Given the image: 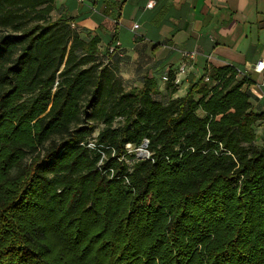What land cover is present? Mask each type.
Masks as SVG:
<instances>
[{
	"label": "trees",
	"instance_id": "1",
	"mask_svg": "<svg viewBox=\"0 0 264 264\" xmlns=\"http://www.w3.org/2000/svg\"><path fill=\"white\" fill-rule=\"evenodd\" d=\"M55 1L0 0V264H264L252 78L127 88Z\"/></svg>",
	"mask_w": 264,
	"mask_h": 264
},
{
	"label": "crops",
	"instance_id": "2",
	"mask_svg": "<svg viewBox=\"0 0 264 264\" xmlns=\"http://www.w3.org/2000/svg\"><path fill=\"white\" fill-rule=\"evenodd\" d=\"M55 6L54 18L101 38L127 88L152 77L162 92L163 76L173 71L179 95L206 71L234 65L264 90V71L254 69L264 58V0H56ZM183 64L185 71L176 74ZM251 101L255 111L264 109V98Z\"/></svg>",
	"mask_w": 264,
	"mask_h": 264
},
{
	"label": "built area",
	"instance_id": "3",
	"mask_svg": "<svg viewBox=\"0 0 264 264\" xmlns=\"http://www.w3.org/2000/svg\"><path fill=\"white\" fill-rule=\"evenodd\" d=\"M149 5H151V2H149ZM114 49L115 48H113L111 50L113 51ZM180 51L186 57H194L197 54V51H188V50H180ZM232 66H234V65H232ZM185 67H186L185 64L181 65V67L179 68V71H177L176 74H180V73L184 72L185 71ZM235 68H236L238 74L242 75V77L251 78L250 74H248L246 71H243V70L239 69L236 66H235ZM254 69L256 71H258V72L264 71V58L257 61ZM163 79L165 81H168V82L170 80L168 75L163 76ZM178 80H179L178 77L175 76V79L173 80V82L174 83H177ZM206 80L209 81V77L208 76L206 77ZM249 89H250V92L252 93V96L253 97H256L258 99L264 98V90L262 89V86H261L260 83H257V82H254L253 81V83L249 86ZM146 146H147V142H145V144L143 145V147L146 148ZM127 147L128 148H131V144H127Z\"/></svg>",
	"mask_w": 264,
	"mask_h": 264
},
{
	"label": "rangeland",
	"instance_id": "4",
	"mask_svg": "<svg viewBox=\"0 0 264 264\" xmlns=\"http://www.w3.org/2000/svg\"><path fill=\"white\" fill-rule=\"evenodd\" d=\"M4 32H7L6 29H0V33H4ZM162 94H165V89L162 90ZM185 93L183 92H180L179 95H184ZM177 95V93L175 94ZM161 96V95H160ZM163 96V95H162ZM200 114H202V112L200 111ZM263 128H264V123L262 124H259L257 126V132H258V139L256 141V144H261L263 142V139H262V133H263ZM94 135H97V132L94 133ZM56 138H60V136H56ZM137 151V155L139 157H146L149 152L146 150L145 147H140L138 149H136ZM30 161V156L28 155L25 159H24V162L25 163H28Z\"/></svg>",
	"mask_w": 264,
	"mask_h": 264
}]
</instances>
